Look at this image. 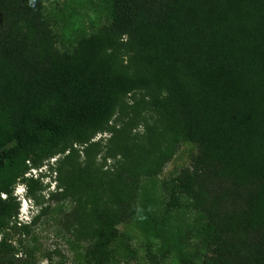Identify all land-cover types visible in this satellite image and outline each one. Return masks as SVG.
Segmentation results:
<instances>
[{"label":"trees","instance_id":"obj_1","mask_svg":"<svg viewBox=\"0 0 264 264\" xmlns=\"http://www.w3.org/2000/svg\"><path fill=\"white\" fill-rule=\"evenodd\" d=\"M45 2L0 0V232L25 163L66 152L72 264L133 260L123 224L148 258L264 264V0H95L96 26L61 47ZM135 92L155 132L139 145L113 131L105 154L118 159L103 170L90 140ZM179 143L195 147L188 167L158 179Z\"/></svg>","mask_w":264,"mask_h":264},{"label":"rangeland","instance_id":"obj_2","mask_svg":"<svg viewBox=\"0 0 264 264\" xmlns=\"http://www.w3.org/2000/svg\"><path fill=\"white\" fill-rule=\"evenodd\" d=\"M95 4V0H46L42 10L57 20L58 47H61L60 43L65 46L66 41L71 39L73 29L91 30L96 26ZM146 101L143 92L126 96L107 128L90 140L95 146L88 154L95 164H103V170L109 169L118 159L105 154L111 147L109 139L113 131L122 129L130 142L139 145L146 142V130L155 132V116ZM71 147L73 158L80 163L84 159L83 147ZM195 151L190 143L176 144L173 154L162 165L158 179L188 167L189 158ZM65 153L45 158L35 166L25 163L26 171L21 179L11 184L9 202L14 213L7 229L0 232V241L8 246L10 250L7 251L12 258L7 257L3 264H72L66 240L72 237L76 203L68 193H60L57 188L56 168L60 167L59 162ZM3 197L1 195L0 199ZM118 230L129 237L135 250L134 259L127 264H175L172 259L148 258L144 252V241L132 225H120Z\"/></svg>","mask_w":264,"mask_h":264}]
</instances>
